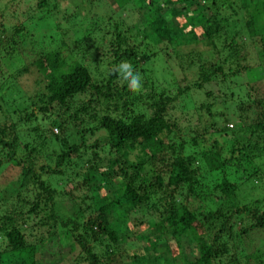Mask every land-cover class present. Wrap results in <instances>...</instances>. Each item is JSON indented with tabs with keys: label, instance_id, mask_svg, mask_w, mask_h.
I'll list each match as a JSON object with an SVG mask.
<instances>
[{
	"label": "trees",
	"instance_id": "obj_1",
	"mask_svg": "<svg viewBox=\"0 0 264 264\" xmlns=\"http://www.w3.org/2000/svg\"><path fill=\"white\" fill-rule=\"evenodd\" d=\"M108 1L115 10L122 9L129 2L133 3V0ZM221 2L222 0H163L165 9H162L150 0H138L139 6L136 11L140 14L139 31L144 38L156 43L165 41L172 47L188 44L204 46L202 52L197 53L200 82L178 86L176 93L183 94L192 87L199 90L200 85L209 83L219 84L222 89L224 88V93L227 89L225 112L212 114L207 109V114L209 117H215L211 123L216 133L223 136L228 134L231 137L232 144L228 148L225 142L220 143L215 137L212 140V149L199 152L194 150L183 154V151L189 148H186V140L176 136L175 123L164 116L168 103L176 95L170 97L163 89L156 92L147 75H144L147 79L141 81V89L145 88V93H138L136 97L130 94L123 95V91L128 90L127 81H123L122 86L119 84L121 90L119 91L115 81L121 77L115 69L121 60L136 68L138 59L148 63L155 52L151 54L147 50L138 52V47L130 42L129 36L123 35L118 24H114V39L109 44V51L114 58L111 63L114 67L108 70L105 81L92 83L90 71L85 65L74 61L67 66L64 58L60 57V50L54 48L35 61L36 71L44 83V90L34 92L30 96L31 104L36 103L34 108L27 110L21 99H18V103L15 100V105H6L5 110L13 115L20 111V116L25 120L31 118L35 120L37 112L41 114L47 112L52 103L66 106L72 97L90 89L95 96L96 104L104 107L105 111L100 117L89 116V119H95V126H88V123L85 126L86 122L83 119L79 120L83 124L81 132L90 134L97 130L105 132L104 143L120 155L122 162L120 166L106 167L101 175L102 177L120 175L125 181L120 183L118 188L110 189L108 193L97 191L93 195L95 203L93 211L80 223L69 218L60 220L51 210L41 215L43 221L36 222L39 227H49L48 237L54 238L58 244L69 245L70 251L79 247L86 256L83 260H86L87 264H212L214 259L229 252L228 245L222 242L220 235L231 231L232 226L229 222L232 218H239V221H243L245 216L252 218L251 224L242 225L236 234L231 236L233 239L256 231L264 232V217L257 211L258 204L264 200V185H256L254 182L249 184L252 179L257 177L262 179L264 176V100L250 98L246 90L247 85L243 84L245 86L243 89L238 80L241 79V73L251 69L259 71L260 79L263 77V72L260 71L264 70L262 65L252 58H250L252 64L247 63L246 60L252 51L244 50L247 45L252 44L255 55L258 58L264 56V0H259L253 9L247 12V20L240 35V31L235 32L233 24L227 26L229 29L227 33L226 28L221 27L223 18L220 11L223 6ZM38 4L43 6L46 2L41 0ZM65 14L67 15L66 12ZM65 19H68L67 21L72 19L71 23L76 22L77 12L67 15ZM197 28L200 29L199 33ZM21 30L22 28H17V31ZM220 36L223 40L216 48L215 39ZM245 38L251 41L247 42ZM61 44L62 48L66 47L64 42ZM139 68L142 74L146 73L145 67L141 65ZM22 70L25 68H14L10 72L17 75ZM7 84L8 82L1 83L0 89L5 91L3 89L9 87ZM16 94L19 95L18 98L21 96L18 92ZM203 94L208 96L211 91H205ZM146 99H149L146 105L151 110L147 113L144 108L138 110L142 103H146ZM241 103L246 106L245 108L250 107L249 103L253 104L255 111L251 117L243 113ZM66 108L68 109V105ZM236 113L238 120L234 125H227L225 121L229 119L228 114L234 116ZM69 118L74 119L75 116ZM242 119H248L247 125L243 124ZM220 121L223 122L221 125ZM62 122L55 120L53 124L61 130ZM13 130V122L8 126L4 123L0 126V148L12 147V143L5 137L9 133L13 134ZM205 132L206 129L203 133ZM189 141L190 146L198 145L195 138H189ZM80 142L84 145L82 137ZM220 146L224 147L225 154H222ZM90 147L92 150L99 147L98 140L93 141ZM77 148L73 144L65 147L56 155L55 167H59L72 157ZM8 158L10 159L9 156ZM16 163L20 164L19 161ZM146 167H149L147 172L143 171ZM226 167H232L231 174L239 176V180L232 181ZM49 168L45 166V169ZM201 169L205 170L208 176L216 171L221 173L217 184L219 191L217 198L218 204L222 206L217 212H208V215L205 213L202 219H198L191 210L188 200L195 196L198 198L204 196L197 177ZM21 173L26 175L30 173V169L23 166ZM31 177L32 183L41 195L34 196L27 209V217L38 213V202L41 197L46 202L49 201L50 206L52 199L51 189H48L43 180L35 174H31ZM23 178H20L19 185H22ZM93 178L95 179V176ZM258 194L260 196L256 197ZM179 198H182V201ZM20 210L21 207H18L12 208L10 212H0V235L4 240L3 249L0 251V264H58L46 263L42 256H36L38 253L42 254L43 245L41 241L31 243L27 240L22 226V222L27 221H22L18 214ZM156 211L159 212L157 219H154ZM142 213H146L148 218L137 220L136 216ZM212 220L219 225L215 232L209 223ZM56 224L64 227L58 235L54 231ZM143 224L146 225L147 234L140 230ZM79 229L81 231L78 232ZM133 237L140 241L144 240L150 250L145 253L140 247L127 249V245H131L128 240ZM90 239L92 241L97 239L96 245L100 248V253L95 250ZM191 246L192 249L186 252V248ZM234 250L237 251L238 248ZM256 251L259 253V250H252L248 256L257 259ZM189 256H192V259H189ZM228 258L229 262L235 261L232 256ZM250 264L260 262L256 260Z\"/></svg>",
	"mask_w": 264,
	"mask_h": 264
},
{
	"label": "rangeland",
	"instance_id": "obj_2",
	"mask_svg": "<svg viewBox=\"0 0 264 264\" xmlns=\"http://www.w3.org/2000/svg\"><path fill=\"white\" fill-rule=\"evenodd\" d=\"M40 1L0 0V85L8 82L7 86H9L3 89L5 91L0 89V126L3 123L6 126L10 122L14 124L13 134L9 133L5 137L12 143V147L0 148V212H10L12 208L21 207L18 214L22 221H27L26 223L22 222L24 232H26L25 236L31 243L41 241L43 245L42 254L38 253L36 256H42L44 262L87 264V261L83 260L86 256L79 250V247H75L74 250L70 251L69 245L58 244L54 238L48 237L47 230H49V227H39L36 222L38 220L43 221L41 215L43 216L51 210L60 220L69 218L80 223L93 211L95 206L93 195L97 191L108 193L110 189L118 188L120 183L125 181V178L122 179L120 175L110 177H102L101 175V172L108 166H120L122 159L117 152L104 143L106 134L103 130L94 131L92 134L81 132L83 124L79 122L80 119L86 122L85 126L87 123L88 126H95V119H89V116L100 117L105 111L101 104H96L95 96L90 89L72 97L67 102L68 109L66 108L67 105L62 106L52 103L47 112L41 114L38 111L35 120L33 118L25 120L20 116V111L15 115L6 111L7 106H10V104L15 105L16 102H19L18 99L23 100L22 105L24 104L27 110L34 108V105H36L34 102L31 104L30 96L34 92L44 90L42 77L37 73L35 66L38 57L57 48L60 50V57L64 58L67 66L77 61L89 69L92 83L105 81L108 70L114 67L111 63L114 58L109 51V44L114 39V24H118L123 35L129 36L130 42L138 47V52L141 53L142 50H147L149 54L155 52L148 63L138 59L137 67L133 68V74L139 73L141 81L147 78L151 80L152 87L156 88V92L163 89L170 97L176 95L168 103L164 116L175 123L176 136L186 140V148H189L187 151H183V154H188L194 150L199 152L212 149V140L215 137L220 140V143L225 142L226 148L232 144V139L228 134L223 136L215 132V128L212 127L211 123L215 117H209V114H207V109L212 114L225 112L227 105L225 101L228 99L227 89L224 93V88L222 89L219 84L209 83L200 85L199 90L192 87L183 94L179 93L177 95L176 88L178 86L191 85L195 81L200 82L198 78L200 63L197 61V57H199L197 53L202 52L204 46L201 44H188L172 47L165 41L156 43L144 38L139 31L141 20L139 19V12L136 11L139 6L138 0H133V3L129 2L120 10L111 7L108 0H83L81 3V0H44L46 4L43 6L38 4ZM258 1L222 0L223 6L220 9L223 15L221 27L226 28L225 32L227 33L229 30L227 26L233 24L235 32L240 31L239 35L242 34L244 23L247 20V12L252 10ZM150 2L157 3L162 9H165L163 0H150ZM65 12L67 15L77 12L76 22L71 23L72 19L67 21ZM17 28H22V30L17 31ZM197 30L199 33L200 29L197 28ZM245 39L247 42L251 41ZM222 40L221 36L215 39L216 48L220 46ZM60 42H64L66 47L62 48ZM247 46L244 51H252V53L249 58L247 57L246 62L252 64L253 61L250 59L252 58L264 68V56L258 58L252 44ZM138 57L137 54L136 58ZM121 62L124 61L121 60ZM141 65L147 69L144 74L140 72L139 66ZM21 67H24L25 70L18 72L17 75L10 72L14 68ZM260 71L263 72L262 79L258 76V70L251 69L241 73V79L238 80L243 89H245L243 84L247 85L246 90H248L250 98L263 101L264 70L260 69ZM165 73L167 74L165 75ZM144 75H147V78ZM120 80L115 81L119 91H121L119 84L121 86L123 84L122 78ZM127 89V91H123V95L130 94L136 97L138 93L143 94L146 92L145 88L140 89L137 93L131 91L128 86ZM205 91H211V94L206 96L203 94ZM17 92L21 94L19 98ZM148 102L149 99H146V103H142L138 110L144 108L146 113L151 112L146 105ZM243 105H241L242 109L244 108L243 113L251 117L255 111L253 104L249 103L250 107L247 108ZM71 116H75V118L70 119ZM228 118V121H225L227 125H234V122L238 120L236 119L237 113L234 116L228 114ZM55 120L63 121L61 130L53 124ZM242 120L243 124L247 125L248 119ZM222 123L220 121L219 125ZM205 129L206 132L203 133ZM81 137L84 145H81ZM189 138H195L198 145L190 146ZM95 140H98L99 147L92 150L90 146ZM72 144L78 147L76 152L62 165L55 167L56 155ZM217 144H219V141ZM220 148L222 154H225L224 147L220 146ZM18 161L20 164L16 163ZM23 166L30 169V173L23 175L21 173V167ZM45 166H49V170L45 169ZM148 168L146 167L143 171H149ZM231 168L226 167L229 175L231 174ZM53 170L59 172L54 173ZM31 174L38 175L48 189H51L52 199L50 206L49 201L46 202L41 197L38 202V213L27 217V209L33 202L34 196L41 195L31 181ZM210 175L205 174V170H200L197 177L204 196L202 195L200 198L195 196L193 199L191 198L192 200H188L191 210L198 219H202L205 213L217 212L222 206L220 203V205L218 204L217 198L219 195L217 184H219L221 173L216 171ZM21 177L24 178L22 185H19ZM239 178L237 175H230L232 181H237ZM253 182L256 185H264V176L262 179H258V177L252 179L249 184ZM17 191L18 193H16ZM259 196L260 194L256 197ZM179 200L182 201V198H179ZM223 209L225 208L223 207ZM257 211L262 213L264 217V200L258 204ZM158 212L154 213V219H157ZM136 217L137 220L148 218L146 213ZM242 220L239 221V218L230 220L231 231L220 235L222 242L228 245L229 252L214 259L212 264H250L256 260L260 264H264V232L256 231L239 239L231 238L242 225L252 223V218L248 216H245ZM209 223L214 227L213 231H217L218 223L213 220ZM63 228L62 225L56 224L54 229L56 235ZM140 230L144 234L148 233L145 224L141 226ZM79 231L81 230L79 229ZM128 242H131V245H127V249L140 247L145 253L150 250L146 246V242L144 240L140 241L137 237L131 238ZM90 243L94 244L98 253L101 252L96 245L97 239L93 241L90 239ZM3 245L4 240L0 235V251L3 249ZM236 247L238 248L237 251L234 250ZM191 249L192 246L186 248L185 251L189 252ZM252 250H259V253L256 251L258 254L257 259L248 256ZM244 255H247V257H244ZM229 256L234 257L235 261L229 262ZM189 259H192V256H189Z\"/></svg>",
	"mask_w": 264,
	"mask_h": 264
},
{
	"label": "clouds",
	"instance_id": "obj_3",
	"mask_svg": "<svg viewBox=\"0 0 264 264\" xmlns=\"http://www.w3.org/2000/svg\"><path fill=\"white\" fill-rule=\"evenodd\" d=\"M123 81L128 82L131 91L138 92L141 89V77L139 73L133 74L132 65L126 61L121 62L115 69Z\"/></svg>",
	"mask_w": 264,
	"mask_h": 264
}]
</instances>
